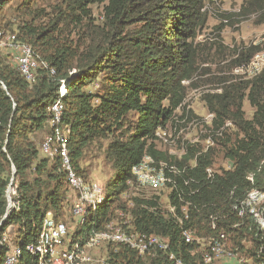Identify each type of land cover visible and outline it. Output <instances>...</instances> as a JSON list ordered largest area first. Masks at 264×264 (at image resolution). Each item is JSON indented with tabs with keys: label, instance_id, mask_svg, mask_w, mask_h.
I'll return each mask as SVG.
<instances>
[{
	"label": "trees",
	"instance_id": "obj_1",
	"mask_svg": "<svg viewBox=\"0 0 264 264\" xmlns=\"http://www.w3.org/2000/svg\"><path fill=\"white\" fill-rule=\"evenodd\" d=\"M10 1L0 0V11ZM61 1L65 9L58 11L55 20L42 28L24 23L16 33L18 40L32 47L39 61L47 63L48 70H40L37 78L27 83L11 66L8 56L0 55V82L5 86V91L0 88V220L5 213L4 194L12 168L19 204L0 226V239L10 228L21 249L35 242L48 211L55 219H67L69 187L59 161L40 159L32 138L47 126L49 107L61 81L66 82L62 123L68 128L67 148L73 169L89 183L80 159L89 145L107 140L105 160L115 171L106 182L105 202L90 212L72 236L73 240H86L92 233L103 231L119 211H128L121 198L135 183L131 170L144 156L169 162L168 156L157 149L156 133L175 130L194 116L185 103L187 92L196 88L198 77L208 74L209 69L202 66L208 65L210 57L228 60L234 69L264 49V37L261 45L232 48L220 40L221 31L232 26L235 17L254 16L257 25H264V0H244L237 13H218L219 24L211 35H204V40L200 37L207 30L209 6L217 0ZM24 3V11L32 13L31 1ZM91 6L102 7V23H95ZM69 26L83 28L75 42L64 33ZM223 74L217 79L216 90L204 94L202 100L213 115L215 135L222 132L226 122L242 135L231 146L227 141L217 143L223 145V158L233 164L232 170L222 171L207 182L205 170L213 165L214 151L199 153L201 148L188 145L182 161L172 162L194 164L186 175L200 182L199 191L187 196L189 189L178 180L168 198L179 217L181 206L190 202L189 219H182L180 224L167 209L164 214L157 198L133 197V207L127 213L131 231L166 238L170 252L182 264H202L203 253L199 244L184 242L181 233L185 229L204 239L223 231L234 250L242 251V243L247 240L251 243L248 258L253 264H264V233L256 238L252 223H241L232 209L250 187L246 181L249 173L255 174V186L264 185L263 168L257 172L264 160V70L249 80L235 76L238 82H230ZM97 82L98 88L91 91L89 88ZM245 99L254 110L251 120L245 119ZM211 217L217 218L215 230L211 229ZM107 249L111 264H174L167 253L158 250L139 256L122 245L111 244ZM7 250L6 245L0 247V264ZM34 263L27 254L19 260V264Z\"/></svg>",
	"mask_w": 264,
	"mask_h": 264
},
{
	"label": "built area",
	"instance_id": "obj_2",
	"mask_svg": "<svg viewBox=\"0 0 264 264\" xmlns=\"http://www.w3.org/2000/svg\"><path fill=\"white\" fill-rule=\"evenodd\" d=\"M255 45V44H254ZM256 46V45H255ZM0 53L8 56L11 66L27 82L32 83L38 76L40 70H48L45 62L39 61L31 46L18 40L16 33L0 29ZM264 70V49L257 52L248 63L233 69L236 77L248 76L249 79L256 77ZM50 74L54 70L50 69ZM184 84H187L184 82ZM66 82L61 81L58 88L56 99L50 105V118L48 120L49 132L39 145L41 152L51 159L59 161L60 171L64 173L69 191L73 199L71 203L70 216L76 225L83 226L91 211L105 202V190L97 183L86 182L73 169L71 158L67 148L68 128L62 123ZM0 88L5 91V86L0 82ZM213 118V115L209 118ZM168 132L158 130L157 139H165ZM216 135H221L218 131ZM226 169L232 170L233 164L226 161ZM194 168V164L177 167L166 161H156L146 155L132 168L131 172L138 186L150 191L158 192L168 189L169 192L177 188L178 180L184 187L189 189L187 196L198 193L200 182L186 175L188 170ZM258 172V171H257ZM15 170L12 168V177L6 188L4 198L6 201L5 213L0 220V226L14 211L19 209V204L15 200L17 196V182L13 175ZM212 167L205 170V180L212 182L216 174ZM249 189L244 197L235 201L233 212L243 222H250L256 230L255 237L262 236L264 233V189L255 186V174L249 173L246 177ZM194 185L195 187H192ZM179 200L183 201L182 196ZM190 202H186L180 208L181 217L177 216L175 207L170 205L167 198V212L180 224L183 220L189 219L188 207ZM216 217H211V229L215 230ZM240 224L232 228L239 227ZM126 226V228L123 227ZM10 228L6 229L0 239V247L6 245L8 250L3 264H19L23 254H27L34 259V264H111L103 255H95L91 249L101 245H122L133 251L139 256L151 254L153 251L167 253L168 259L174 264H182L181 260L176 259L170 252V243L166 238L158 235H141L136 231H131L129 223H120L118 220L111 221L103 231L94 232L88 236L85 243H71L69 231L65 222L55 219L52 212L45 213L41 227L35 242L19 248L12 244L9 239ZM181 237L186 244H199L203 248L202 264H253L248 257L242 256L237 250L231 249L228 245V237L223 231H219L216 236L209 239L200 238L191 229H185ZM261 249L256 256L259 258Z\"/></svg>",
	"mask_w": 264,
	"mask_h": 264
},
{
	"label": "rangeland",
	"instance_id": "obj_3",
	"mask_svg": "<svg viewBox=\"0 0 264 264\" xmlns=\"http://www.w3.org/2000/svg\"><path fill=\"white\" fill-rule=\"evenodd\" d=\"M25 1L26 0H11L0 11V26L3 30L6 29L5 31L17 33L19 27H21L24 23L32 24L35 27L42 28L57 18L58 11L60 9H65L61 0H28L31 1L30 7L34 11L32 13L27 14V11H24L26 7L24 3ZM243 1L244 0H217L214 5L209 6V11L211 12L208 20L207 30L203 32L204 34L200 37V39L204 40V35H211V32H214V27L219 24V21L217 20L218 13H237L239 6L242 4ZM90 9L92 12V17L95 19V23H102V7L91 6ZM61 28L63 30L64 27L61 25ZM82 29L83 28L76 26H69L68 30H64V33L69 40L75 42L80 38L82 34ZM70 30L72 33H69ZM263 37L264 25H257L255 23L254 16L246 18L235 17L233 25L226 26L220 33V40L222 41L223 45L230 48L235 47L237 45L249 46L251 44H255L258 46L263 43ZM0 55L5 57L4 54L0 53ZM211 55H213V51L211 52ZM227 61L228 60L222 61L220 57L213 55L207 62L208 65L202 66L209 69V72L207 75L200 77V79L198 77V80L196 81V88H190L188 90L185 101L186 106L193 113L194 116L184 121L175 130L169 128L167 130L168 133L166 134L165 139L157 140V149L168 156V163L176 165L177 167H182L183 164H176L173 162H181L183 157L186 155L187 146L195 145L201 148V152L199 153H206L208 149H212L214 151L215 157L213 165L211 166L214 171L222 172L224 171V169H226V160L223 158V145L217 143L227 141L226 144L231 146V144L235 140L241 139L242 135L238 132L237 129L234 128V126L230 122H226L225 125L221 128V133H223V131L226 129L223 134L215 135L212 129L213 118H209L211 114L207 111L206 105L202 100V97L204 94L210 92L212 93V91L216 90V86L218 85L217 79L218 77H220L221 73H224V77L229 78L230 82L239 81L238 78H235L233 68H231ZM71 74L74 75L75 71H72ZM244 80H249L248 76L243 77L242 81ZM97 88L98 82L91 86L89 89L91 91H95ZM243 110L245 113V119L251 120L254 110L253 108H251L246 99L243 102ZM48 132V126H46L44 127V129L35 132L32 135V138L36 143L39 158L52 160L47 155L43 154L39 149V145L41 144ZM107 143V140H100L95 144L89 145L84 150L82 158L79 162L80 168L82 169V171H84L86 177L88 178V181L91 183L99 184L104 188V190L106 182L110 180L113 174L115 173V171L111 168L110 164H108L105 160V149ZM190 164H192V162L186 164V166H189ZM261 167L264 170V160L260 162L258 172L260 171ZM261 188H264V185ZM169 193L170 192L168 189H164L158 192L150 191L148 189L138 186V183L135 181V183L130 187L129 192L121 198V203H124L125 208H128V211H124L125 213L119 211L117 213L116 218L114 219L118 220V222L120 223H130L131 216L127 213L133 207V197H137L140 199L157 198L160 210L165 214ZM72 199L73 196L68 190V209L65 224L67 225L69 231V239L71 243L81 244L85 243L86 240L72 239V236L76 232V229L80 227L79 225L75 224V222L71 219L70 216ZM8 236L11 243L15 244L13 234L11 235L9 233ZM242 245L244 249L242 251L237 249L238 252L244 257H249L248 251L251 247V243L247 240H244ZM200 248L202 247L200 246ZM91 252L95 255H103L108 258L107 245H101L98 248L91 249Z\"/></svg>",
	"mask_w": 264,
	"mask_h": 264
}]
</instances>
